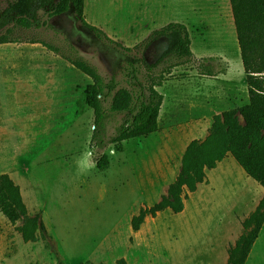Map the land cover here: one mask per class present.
Returning a JSON list of instances; mask_svg holds the SVG:
<instances>
[{
  "label": "rangeland",
  "instance_id": "obj_1",
  "mask_svg": "<svg viewBox=\"0 0 264 264\" xmlns=\"http://www.w3.org/2000/svg\"><path fill=\"white\" fill-rule=\"evenodd\" d=\"M14 1L0 0V15ZM85 1L86 20L103 34L72 11L45 9L38 13L40 27L12 23L0 30V38L9 40L0 43V174L20 185L29 214H40L44 224L37 239L26 243L17 230L21 221L0 213V264H115L120 257L127 264H226L246 209L221 207L208 182L189 193L180 213L148 216L137 231L131 219L160 200L186 146L203 137L199 110L214 106L212 114L222 113L248 103L230 0ZM161 13L187 26L194 55L152 71L135 62L145 86L180 62L157 87L164 94L158 131L124 141L105 171L96 167L77 177L74 159L92 139L95 116L85 94L92 78L70 59L88 61L106 81L115 77L118 88L139 94L129 84L131 63H154L165 50L164 39L148 43L155 31L150 16ZM207 68L213 78L201 75ZM110 103L111 97L104 103L107 138L126 118L110 112ZM257 263L264 264V252Z\"/></svg>",
  "mask_w": 264,
  "mask_h": 264
},
{
  "label": "trees",
  "instance_id": "obj_2",
  "mask_svg": "<svg viewBox=\"0 0 264 264\" xmlns=\"http://www.w3.org/2000/svg\"><path fill=\"white\" fill-rule=\"evenodd\" d=\"M230 3L248 88V103L214 115L206 137L193 139L186 146L180 170L166 193L157 203L142 207L132 217L131 225L135 231L139 230L148 216L156 217L166 210L182 212L189 193L195 192L200 184L206 182L207 171L216 168L228 154L232 155L249 177L264 187V0H230ZM85 6V0H15L0 15V30L12 23L26 28L40 27L42 22L38 13L45 9L53 10L55 14L72 11L84 26L96 34H103L102 30L86 20ZM159 39L165 40L166 47L156 62L149 63L136 58L131 63L130 74L134 81H129V84L140 88L137 95L127 87L118 88L119 82L115 77L106 81L88 61L69 58L73 65L92 78V82L86 86L85 94L86 103L93 109L95 116V131L91 142L104 153L97 161L96 167L100 171L110 167V158L105 152L108 144L121 152L124 141L146 137L158 131L164 94L157 87L163 85L165 73H170L181 61L193 56L190 33L184 23L171 22L153 31L148 43ZM6 42H9L6 37L0 38V43ZM173 58L180 62L171 63L149 85L145 86L139 80L135 62H144L146 69L152 71ZM201 73L216 75L211 68ZM109 97V111L125 114L126 118L115 133L107 138L104 131L108 110L104 103ZM0 213L12 223L21 221L17 230L26 243L35 241L39 231L44 229L40 214H29L20 185L7 173L0 174ZM263 224L264 196L256 209L241 221L242 232L235 243L229 246L226 264L246 263ZM115 264H127V261L120 257Z\"/></svg>",
  "mask_w": 264,
  "mask_h": 264
},
{
  "label": "crops",
  "instance_id": "obj_3",
  "mask_svg": "<svg viewBox=\"0 0 264 264\" xmlns=\"http://www.w3.org/2000/svg\"><path fill=\"white\" fill-rule=\"evenodd\" d=\"M150 20V30L160 29L162 26L171 22L170 15L167 16L163 13L159 14V18L157 19L154 15H151ZM198 54L201 53L198 52ZM196 57L199 59L201 58L200 56ZM205 57L214 56H204L202 58ZM209 78H213V76H209ZM214 110V106H209L208 108L199 110L197 116L200 119L197 120V123L202 125V127L204 126L206 129L203 137L198 139H204L206 137L208 129L213 121V116L220 114L218 112H214L212 114V111ZM186 122L189 123L188 121ZM231 157L232 155L228 154L220 163H218L216 168L208 170L206 182L200 184L199 186H202L207 182L210 183L213 198L217 200V203L221 204V207H223V205L227 208L230 207L229 205H239L241 209L244 207L246 211L241 213V218H244L256 209L260 200L264 196V187L261 185L259 186L258 182L249 177L238 163V165L235 164L234 160H232L234 158ZM261 252H264V224L258 238L252 246L250 255L248 256L245 264H258L257 262L261 256Z\"/></svg>",
  "mask_w": 264,
  "mask_h": 264
},
{
  "label": "clouds",
  "instance_id": "obj_4",
  "mask_svg": "<svg viewBox=\"0 0 264 264\" xmlns=\"http://www.w3.org/2000/svg\"><path fill=\"white\" fill-rule=\"evenodd\" d=\"M95 131V124L91 125L90 133ZM103 151L98 148L97 145L93 144L89 138L83 151L74 159V165L76 169V176L82 177L91 174L96 168L98 157L103 155ZM115 148L111 147L108 151V155L114 156Z\"/></svg>",
  "mask_w": 264,
  "mask_h": 264
}]
</instances>
